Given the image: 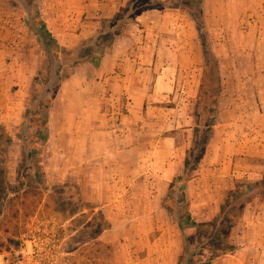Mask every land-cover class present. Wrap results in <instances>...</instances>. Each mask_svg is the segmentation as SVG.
I'll return each instance as SVG.
<instances>
[{
	"label": "rangeland",
	"instance_id": "obj_1",
	"mask_svg": "<svg viewBox=\"0 0 264 264\" xmlns=\"http://www.w3.org/2000/svg\"><path fill=\"white\" fill-rule=\"evenodd\" d=\"M59 2L0 0V64L8 92L0 103V264H190L191 256L206 261L217 252L212 226L181 231L183 179L169 186L171 179L159 180L156 174L164 167L186 174L185 163L198 158L213 126L207 159L187 182L188 210L197 222H213L239 182L263 180L230 232L237 250L224 257L230 258L227 264H264V222L255 219H264V198L258 200L264 190V117L251 111L243 115L232 92L246 96L252 90L228 82L241 79L250 60L264 64V43L255 52L239 50L253 43L239 32L253 23L250 17L244 22L247 18L228 16L218 28L217 14L203 20L202 0H126L116 20L84 23L83 17L48 26V11L64 10ZM163 7L154 28L167 35L172 28L179 44L193 41L197 70L182 69L174 80L172 73L165 84L157 83L155 70L141 69L146 84L130 78L128 90L118 94L109 84L98 86L94 73L83 68L64 90L68 96L61 92L62 82L84 58L99 57L112 45L126 47L129 57L137 55L139 44L150 38L140 30L144 26L130 20ZM42 22L53 38L46 36ZM119 28L122 35L111 42ZM144 94L153 95L141 99ZM245 102L246 107L252 103ZM135 111L140 119L132 127L141 126V134L134 129L132 148L121 150L125 115ZM165 126H177L176 139L159 145L163 135L174 132ZM256 146L263 157L246 162L249 170L239 174L235 163L256 153ZM238 205L231 208L236 212Z\"/></svg>",
	"mask_w": 264,
	"mask_h": 264
},
{
	"label": "crops",
	"instance_id": "obj_2",
	"mask_svg": "<svg viewBox=\"0 0 264 264\" xmlns=\"http://www.w3.org/2000/svg\"><path fill=\"white\" fill-rule=\"evenodd\" d=\"M59 4L64 6V10H59L58 12L49 10L48 14L47 11L45 12L47 15H45V20L49 24H54L52 22L58 21H72L75 22L77 20L82 19L83 17L86 18L84 23H97L101 19L105 18H112L114 16H117L120 7L126 2V0H59ZM239 1V2H237ZM210 3H212L213 10L210 7ZM235 4V6H234ZM234 6L232 9L231 7ZM231 8V10H230ZM166 8H150L143 10L140 12L136 17L134 22V25L141 24L144 26V29H140L141 31H146V37L150 38L148 41H144V46L139 44L137 51L138 54L134 55L133 57L128 56V51L126 47H116L112 45L110 47L109 51L101 57L98 65H93L89 62H79L76 64L68 78H66L62 84H61V92L64 93V95L68 96L64 90L68 85L71 83L74 78L72 76L77 73L80 69L86 68L90 70L92 73H94L95 76H93L94 82L98 86H104V84L111 86L112 90L118 94L124 93V91L128 90L127 84L130 82V78H136L137 84L139 85H145L146 81H142L141 78V69H149L150 71L153 69L155 72L153 75L156 76L157 83L163 82L165 84H169L170 77L172 76V73H175L176 76H173L174 79H179V74L181 70H191L199 68V61L197 59V46H195V43L192 41L193 45L190 44H179L176 40L177 34H173L175 31L170 28L168 30L170 32L169 35L164 33V30H157V28H154V24L156 25L158 23V18H163L164 10ZM202 14H203V20L209 18L212 16V14H217L218 17L216 20H218V28L220 27V21L225 20L228 18V16H231L232 18H242L246 19L247 17H250V21L247 18L246 20L242 21H248L253 22L251 24H247L249 26H246L244 30H240V35L242 39L250 37L251 40H253L252 45H242L241 51L243 52H252L256 50V47L261 46L262 43H264V0H202ZM230 10V11H229ZM229 11V12H228ZM213 12V13H211ZM234 13V16L232 15ZM173 15V14H172ZM243 16V17H241ZM155 18V19H154ZM158 19V20H157ZM154 20V21H153ZM169 22L173 23V17L168 19ZM153 21V22H152ZM51 22V23H50ZM47 26V24H46ZM47 28L49 29V27ZM127 26V25H126ZM127 27L124 28L126 30ZM50 31V30H49ZM51 32V31H50ZM52 33V32H51ZM53 35V34H52ZM122 35V34H120ZM74 36L78 37V34H74ZM124 36V35H123ZM178 37V36H177ZM170 38V40H169ZM12 47L11 44H6ZM239 45V44H238ZM237 46V44L235 45ZM247 46L249 48H247ZM189 52H194V56L188 55ZM165 55V58L163 57ZM205 67V65H203ZM244 70L243 77L239 79L240 76L232 77L231 80L228 82L230 84H233L234 86H241L245 88H249L252 90L250 94H246V96H242L240 94L236 95L235 92H232V100H238V109L241 110L243 115L248 114V111H251L252 115L254 116H260L261 118L264 117V64L254 62L253 60H250L246 64H244ZM3 78L4 73L2 71V65L0 64V103L4 100V97L8 95V92L5 89V85L3 84ZM192 81L194 84L199 83V78H193ZM196 79V80H195ZM227 81V80H226ZM225 81V82H226ZM156 82V80H155ZM240 89V88H239ZM113 92V93H114ZM242 93L243 90H240ZM79 95L81 93L78 91ZM153 95V94H151ZM151 95L144 94L141 99H148ZM154 95H160V97H163V94H154ZM112 96V95H111ZM220 97L221 94L217 98V106H216V117L214 120H217V117L219 115V111L221 110V104H220ZM88 96L86 93L82 94V100H87ZM251 100L252 103L250 106L246 107L245 99ZM140 100V99H139ZM65 101V98L63 99ZM83 107H79L81 110ZM63 111L67 112V108L63 109ZM188 114V113H187ZM194 116V115H193ZM192 118L190 115L188 118ZM124 123L126 126L123 127L126 128L123 134V146L120 147L121 150H128L132 148L131 142L132 138H129V134L133 132V130H136V133L141 134V130L139 128L141 126L138 125V129L132 127V125H137L139 115L137 114V111L131 112V114L125 115ZM130 122V124H129ZM133 123V124H131ZM186 125V124H185ZM177 127V126H176ZM176 127L168 128L165 126V131H174L170 135H163L157 143L161 145L162 143L168 144L170 141L172 143L175 142L176 136L175 131ZM216 127V126H213ZM212 127L210 138L206 143L205 151L203 155L201 156L198 164H203V161H205L206 158V151L208 145L212 142V136L214 134V129ZM186 129H190L189 126L186 127ZM194 131V129H193ZM261 131V130H260ZM109 133V132H108ZM109 135H113L110 134ZM114 136V135H113ZM116 136V135H115ZM117 137V136H116ZM170 140V141H169ZM135 143V142H134ZM256 153L250 154L251 157H240L239 161L235 163V166H239V174H243L244 171H248L249 169L244 167V164L246 162H250L252 164L253 160H257L256 157H263L261 155L262 150L259 146H256ZM242 153V152H241ZM254 156V158H252ZM205 163V162H204ZM164 164V163H163ZM165 172L156 174V177H158L159 180L166 179L169 180L173 178V176L176 174L173 172H166V169L164 167ZM166 173L168 176H166ZM171 173V174H169ZM193 180L192 178L189 181ZM195 180V178H194ZM185 193L187 196V185L185 188ZM226 196V195H225ZM246 206L244 207L242 214L245 215L246 212ZM260 217V218H259ZM263 218V217H262ZM261 216L257 215L255 216V219L257 222L261 223L264 222V219H262ZM234 228V227H233ZM233 230V229H232ZM233 237V235H232ZM236 245L237 242L233 240ZM239 249V248H238ZM237 250V249H236ZM230 258L228 257H221L214 259L210 264H217V263H223L227 264L230 261Z\"/></svg>",
	"mask_w": 264,
	"mask_h": 264
},
{
	"label": "trees",
	"instance_id": "obj_3",
	"mask_svg": "<svg viewBox=\"0 0 264 264\" xmlns=\"http://www.w3.org/2000/svg\"><path fill=\"white\" fill-rule=\"evenodd\" d=\"M111 20H116V17L111 18ZM130 22H134L133 20H130ZM125 25V24H124ZM122 25V26H124ZM42 28L44 32L46 33V36L51 39L53 38L51 32L48 30L47 26L42 22ZM122 29H117L115 34L112 37L111 42L114 40L115 36L119 35L121 33ZM110 46V45H109ZM108 47L107 49H109ZM107 52V50H104L100 52L99 57H90L87 59H83L82 61L89 62L93 65H98L101 57L104 56V54ZM39 133V132H38ZM207 141L204 143V146H201L200 148V154L197 156L198 158L194 159L193 164H190L189 162L185 163L186 167V174H184V170L182 173H177L173 176L171 183L169 186L179 183L180 180H182V187L180 188L181 191V196L180 198L184 201L186 205V210L183 215V217L178 220V227L182 231L185 226H190V227H201L203 225H211L213 228L212 234H211V241L213 242L214 247L216 248L217 252L214 255H211L209 259L206 261H196L193 259L191 256L190 258L187 259V262L190 264H210L215 258L218 257H223L237 249V245L234 243L233 239L230 236V232L232 231L233 227L237 224L242 211L244 207L253 200L254 195L251 194L252 190L257 187L263 180L256 181V182H239L234 188H232L227 196L225 197V200L223 204L221 205V213L218 217L213 222H207V223H201L197 222L192 218L190 215V212L188 210L189 207V201L187 199L186 193H185V188L187 185L188 180L192 178V173L196 170V165L198 164L199 158L203 155L205 151V146H206ZM190 164V165H189ZM184 174V175H183ZM264 178V176H263ZM170 188V187H169ZM245 193H250L249 196H247L243 201L239 202L241 197ZM264 198V190L261 192L258 200H262ZM233 203H239L237 207V211L235 212L231 206ZM224 206V207H223ZM184 241L187 245V238L184 237ZM186 264V263H185Z\"/></svg>",
	"mask_w": 264,
	"mask_h": 264
}]
</instances>
